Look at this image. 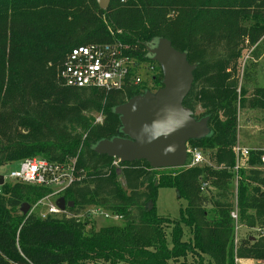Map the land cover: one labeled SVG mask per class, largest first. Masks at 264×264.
I'll list each match as a JSON object with an SVG mask.
<instances>
[{"label": "trees", "instance_id": "trees-1", "mask_svg": "<svg viewBox=\"0 0 264 264\" xmlns=\"http://www.w3.org/2000/svg\"><path fill=\"white\" fill-rule=\"evenodd\" d=\"M160 39L198 66L184 107L202 110L196 117L209 118L211 135L189 145L212 155L214 165L153 170L145 161L121 163L94 151L102 140L123 137L116 107L153 92L152 85L155 91L163 87L162 69L148 52ZM115 41L155 67L150 83L112 92L64 86L58 69L73 49ZM263 42L264 0H111L106 11L96 0H0V172L40 157L60 164L76 160L83 178L61 196L75 205L66 210L71 217L21 213L49 189L18 183L2 188L0 264L264 261V234L235 244L236 194L230 191L238 177L240 223L263 230V151L253 150L235 171L239 109L247 103L264 109V88L247 99L238 70L244 52ZM204 184L209 186L202 191ZM163 188L187 202L178 221L157 214ZM89 209L119 217L123 225L97 230Z\"/></svg>", "mask_w": 264, "mask_h": 264}, {"label": "water", "instance_id": "water-1", "mask_svg": "<svg viewBox=\"0 0 264 264\" xmlns=\"http://www.w3.org/2000/svg\"><path fill=\"white\" fill-rule=\"evenodd\" d=\"M96 1L103 11L111 4V0ZM148 52L162 69L163 87L116 107L123 137L102 140L94 151L121 163L145 161L153 170L182 169L187 165L189 143L211 135L209 118L198 120L191 109L184 107L198 66L192 65L187 53L175 50L167 39L158 40L148 47ZM2 185L4 178L0 176ZM57 206L66 211L75 205L61 197ZM30 209L31 205L24 204L21 213L28 215Z\"/></svg>", "mask_w": 264, "mask_h": 264}, {"label": "built area", "instance_id": "built-area-1", "mask_svg": "<svg viewBox=\"0 0 264 264\" xmlns=\"http://www.w3.org/2000/svg\"><path fill=\"white\" fill-rule=\"evenodd\" d=\"M112 37L116 33L109 28ZM121 31L117 34L121 35ZM133 49L130 45L120 41L106 44H89L73 49L65 58L64 62L58 69L60 81L66 87L76 89L92 90L97 89L104 92L125 91L131 87H137L142 83L149 82L156 75L155 67L148 63L139 61L136 57L131 56ZM102 122V118L97 119ZM253 150L241 148L237 145L235 152L237 156V166L235 171L238 173L244 168L245 161L250 157ZM264 153V150H262ZM187 168L201 167L210 165L206 153L198 148L188 145ZM119 161V160H118ZM120 162V161H119ZM264 164V155L262 157ZM18 169L8 174L0 172V176L4 178V185L0 186V195L2 188L7 183H18L31 185L49 189L50 194L39 200L31 209L28 215H36L41 219L48 217H59L68 215L67 211H62L57 206V201L71 187L80 183L83 178L78 176L76 171V160L66 164L51 163L47 160L37 157L26 159L18 164ZM118 165V162L115 163ZM239 178H236V200L235 208L231 213V217L235 222V244L241 241L240 231L245 228L240 223V214L237 203V185ZM209 185L204 184L202 191H205ZM92 216L101 214L109 219L112 216L100 209H95ZM80 219L83 216L79 217ZM119 218V217H116ZM120 219V218H119ZM240 260L236 259V264ZM15 264V263H9ZM102 264V263H88Z\"/></svg>", "mask_w": 264, "mask_h": 264}, {"label": "rangeland", "instance_id": "rangeland-1", "mask_svg": "<svg viewBox=\"0 0 264 264\" xmlns=\"http://www.w3.org/2000/svg\"><path fill=\"white\" fill-rule=\"evenodd\" d=\"M237 77L240 87H244L247 90V99L249 100L253 98L256 89L264 88V42L256 51L251 49L244 52L243 58L240 61ZM201 113L202 110L199 108L195 115L200 117ZM100 118L103 119L102 114L97 115V119ZM238 124V145L241 148L255 151L264 150V109H252L250 108L249 103H247L245 108L239 109ZM207 159L209 164H215L212 155H207ZM18 168L17 164H12L2 169L1 172H3V174H8ZM120 182L125 187V182L122 178L120 179ZM230 189L231 194L236 193V182L235 184H232ZM186 207L187 202L179 199L175 189H160L157 201V214L160 217L170 218L172 221H178L180 219L181 209H185ZM94 212L95 209H89L87 211V213L92 214ZM93 220L95 221V228L97 230L102 227L123 225L121 219L116 217L107 219L101 214H93ZM187 234L185 239L189 238V235ZM263 234L264 229L249 230L244 228L240 231L241 239L248 236L258 238Z\"/></svg>", "mask_w": 264, "mask_h": 264}, {"label": "crops", "instance_id": "crops-1", "mask_svg": "<svg viewBox=\"0 0 264 264\" xmlns=\"http://www.w3.org/2000/svg\"><path fill=\"white\" fill-rule=\"evenodd\" d=\"M244 229V228H243ZM239 264H264V261H256V260H240Z\"/></svg>", "mask_w": 264, "mask_h": 264}, {"label": "flooded vegetation", "instance_id": "flooded-vegetation-1", "mask_svg": "<svg viewBox=\"0 0 264 264\" xmlns=\"http://www.w3.org/2000/svg\"><path fill=\"white\" fill-rule=\"evenodd\" d=\"M157 87L155 85L151 86L152 91L154 92Z\"/></svg>", "mask_w": 264, "mask_h": 264}]
</instances>
